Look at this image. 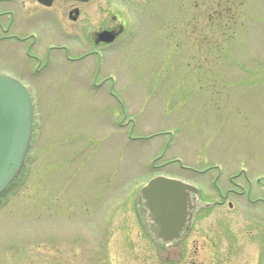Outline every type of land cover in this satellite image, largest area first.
<instances>
[{
	"label": "rangeland",
	"instance_id": "obj_1",
	"mask_svg": "<svg viewBox=\"0 0 264 264\" xmlns=\"http://www.w3.org/2000/svg\"><path fill=\"white\" fill-rule=\"evenodd\" d=\"M116 1L131 24L98 73L72 69L64 28L41 16L20 14L35 40L0 38V71L37 113L0 196V264H264V0ZM157 174L218 202L171 244L139 212L135 189Z\"/></svg>",
	"mask_w": 264,
	"mask_h": 264
},
{
	"label": "water",
	"instance_id": "obj_2",
	"mask_svg": "<svg viewBox=\"0 0 264 264\" xmlns=\"http://www.w3.org/2000/svg\"><path fill=\"white\" fill-rule=\"evenodd\" d=\"M31 109L26 91L14 80L0 77V191L14 177L27 147ZM195 187L157 177L141 190L144 221L161 243L176 241L196 208Z\"/></svg>",
	"mask_w": 264,
	"mask_h": 264
},
{
	"label": "flooded vegetation",
	"instance_id": "obj_3",
	"mask_svg": "<svg viewBox=\"0 0 264 264\" xmlns=\"http://www.w3.org/2000/svg\"><path fill=\"white\" fill-rule=\"evenodd\" d=\"M20 1L30 4L23 12L19 8H16L18 6L17 3ZM20 1L0 0V27L4 31L8 30L6 26L9 23L11 13L17 15L15 25L12 24L13 29H17L22 23L20 14H25L28 16L27 18L41 16L49 23H58L60 27L63 26L65 28V33L68 35L69 48L66 50V58L67 62L71 64V68L75 70L80 65L85 70H98L97 62L99 53H102L106 48L110 49L109 47L113 43L105 44L98 42L97 34L100 31L109 30L114 34H118L114 42L124 31L125 22L121 18L120 13L115 12L110 14V24H108L105 23V18L99 15L97 16L95 13L96 9L94 11L90 9L92 6L90 3L95 0L88 2L53 0L49 6L42 5L36 0ZM85 19H87V23H85ZM4 24H6L5 28L3 27ZM16 31L17 33L21 32L20 29ZM0 37L2 38L3 36L1 35ZM16 38L20 39L19 36ZM256 198L259 199V196Z\"/></svg>",
	"mask_w": 264,
	"mask_h": 264
}]
</instances>
